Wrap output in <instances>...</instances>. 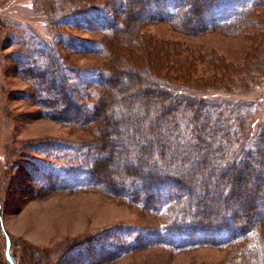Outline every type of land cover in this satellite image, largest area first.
<instances>
[{
    "label": "rangeland",
    "instance_id": "rangeland-1",
    "mask_svg": "<svg viewBox=\"0 0 264 264\" xmlns=\"http://www.w3.org/2000/svg\"><path fill=\"white\" fill-rule=\"evenodd\" d=\"M255 1L223 0L209 22L243 14L241 21L192 32L156 15L157 8L127 27L128 0H0V264L9 251L22 264H264L263 208L246 240L173 241L165 232L171 209L148 205L137 194L140 182L120 168L135 169L143 156L159 160L158 143L143 156L139 148L154 135L128 122L150 128L160 98L136 87L127 69L137 64L144 72L139 86L154 79L153 85L203 99L205 109L217 102L223 119L245 120L248 145H255L264 130V0ZM122 62L107 119L115 126L104 132L91 117L114 76L109 68ZM63 98L85 119L66 120L76 112L65 111ZM103 139L108 143L101 145ZM103 165V178L117 190L89 172ZM198 193L186 190L181 199Z\"/></svg>",
    "mask_w": 264,
    "mask_h": 264
},
{
    "label": "trees",
    "instance_id": "trees-1",
    "mask_svg": "<svg viewBox=\"0 0 264 264\" xmlns=\"http://www.w3.org/2000/svg\"><path fill=\"white\" fill-rule=\"evenodd\" d=\"M168 3L175 6L168 14L160 13L162 10L157 11L158 7L160 9ZM222 3L223 0H128L124 16L125 26H135L138 19L156 8V15L168 19L171 23L190 27L192 32L225 25L236 26L243 14L225 23L215 20L209 22V18H214ZM257 5L258 2L255 1L251 7ZM112 30L115 32V27H112ZM123 63L109 68L114 76L107 89L102 91L101 97L104 100L97 101L95 113L91 117V121H102L104 132L111 131L115 126L109 124L107 119L112 108L111 102L118 94L114 82L120 77ZM135 66L127 69V72L133 76L136 87L141 91L145 88L160 98L153 102L157 110L152 117L150 128L143 127L141 120L130 119L128 122L130 128H134L136 132L149 131L154 135V141L149 139L139 148L143 156L142 153L149 152L151 147H156L158 143L159 149L155 154L159 153V160L156 157L143 156L139 158L135 169L127 164H122L120 168L125 175L140 182L143 191H138L137 194L141 196L143 193V199L148 205L171 209L165 225V232L171 240L179 241L180 237L196 235L199 236L198 239L192 240L196 244L220 245L246 240L258 224L259 209H264V182L260 183V180H264V130L259 132L255 145L249 146L250 137L249 132L245 131V120L223 119L221 114L224 110L218 108L217 102L205 109L204 105H207L203 99L189 98L157 84L153 85L154 79L147 83L150 87L139 86L137 81L144 72L140 65ZM145 69L149 74L152 73ZM140 80L144 81L143 78ZM166 102L170 107L164 108L161 105ZM59 104L65 106V111L72 107L76 112L73 117L65 116L66 120L85 119L77 114L78 109L70 100L63 98ZM106 142V139H103L101 145ZM105 170L104 165L92 166L89 172L96 181L111 185L117 190V185L103 178ZM143 171L145 173L142 175ZM250 176L255 182L244 183L243 180ZM243 184L247 185L246 191L240 190ZM189 189H197L199 193L193 195L194 200L189 198L183 201L182 194ZM247 191L259 195L250 196ZM227 198L231 199V203H236L237 209H243L245 214L242 217L237 210L232 211L227 205ZM179 214L183 216L177 217ZM244 252L247 257L249 253L246 249ZM3 258L5 264H15L11 251L9 255L3 252ZM245 263L251 264L250 261L243 260V264Z\"/></svg>",
    "mask_w": 264,
    "mask_h": 264
},
{
    "label": "flooded vegetation",
    "instance_id": "flooded-vegetation-1",
    "mask_svg": "<svg viewBox=\"0 0 264 264\" xmlns=\"http://www.w3.org/2000/svg\"><path fill=\"white\" fill-rule=\"evenodd\" d=\"M12 254H13V257H14L15 264H22V261L19 260L18 256L14 252H12ZM31 264H37V263L36 262H31Z\"/></svg>",
    "mask_w": 264,
    "mask_h": 264
}]
</instances>
